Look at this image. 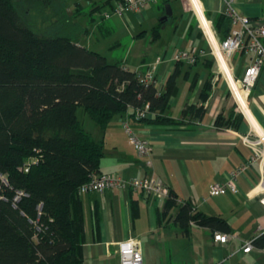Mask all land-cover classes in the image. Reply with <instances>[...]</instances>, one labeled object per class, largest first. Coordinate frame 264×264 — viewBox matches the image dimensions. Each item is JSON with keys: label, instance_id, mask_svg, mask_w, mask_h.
Returning <instances> with one entry per match:
<instances>
[{"label": "crops", "instance_id": "0c3cea01", "mask_svg": "<svg viewBox=\"0 0 264 264\" xmlns=\"http://www.w3.org/2000/svg\"><path fill=\"white\" fill-rule=\"evenodd\" d=\"M101 1L87 0L89 9L85 16L88 21L84 18L82 37H78L79 42L97 52L92 47L93 36L97 38L93 34L104 36L113 32L116 26L111 19L113 15H125L128 19V13L103 17L102 13L110 4L95 10ZM192 1L194 8H185L182 0H167L165 3L170 5L172 13L159 25L158 18L164 13L165 5L162 0H154L140 11L130 12L139 25L151 20V35L145 39L147 29L132 31L124 53L115 60L140 75L154 66L160 91L165 89L168 77L176 70L167 105L160 113L170 121L148 120L153 111L144 120L129 119L133 132L149 141L148 154L138 155L129 143L121 115H114L103 131L95 126L97 137L92 135L103 141L101 172L157 178L175 194L177 204L164 213L167 198L158 199L154 194L131 188L80 193L84 218L82 264H119L118 243L130 237L140 241L143 264H264V246L253 243L249 251L241 249L246 241L264 230V207L258 201L256 187L260 178L258 164H252L237 177L239 192L208 194L210 183L223 181L231 169L243 164L252 154L243 136L251 129L264 131V64L248 98L252 119L241 112L243 118L237 127L215 123L218 113L227 116L234 109L228 79L213 53L222 37L216 31L214 19L224 14L226 2L230 1L235 11L264 21V0ZM79 4L77 11L84 7L81 2ZM170 17L172 32L164 37L162 30ZM198 23L208 26L212 33L213 50ZM176 48L193 52L196 61L191 64L177 61L176 64L170 59ZM247 59L234 53L227 61L234 79L241 76ZM127 112H131V107ZM184 201L207 215L224 218L229 229L212 230L194 222L186 229L181 228L174 215ZM215 232L226 233V240H215Z\"/></svg>", "mask_w": 264, "mask_h": 264}, {"label": "trees", "instance_id": "16d2710c", "mask_svg": "<svg viewBox=\"0 0 264 264\" xmlns=\"http://www.w3.org/2000/svg\"><path fill=\"white\" fill-rule=\"evenodd\" d=\"M57 1L0 0V264H82L78 188L101 172L104 146L83 128L78 107L102 131L114 115L134 119L143 104L154 112L148 120L170 121L160 113L176 70L157 93L137 71L79 42L73 22L70 34H46L30 16L36 8L51 10ZM111 3L103 0L94 9ZM59 13L66 21L74 15L73 10ZM214 26L224 38L230 29L227 15L219 14ZM242 118L231 110L226 117L218 113L215 123L237 127ZM176 204L169 192L163 212ZM174 220L183 229L191 222L229 229L224 218L196 210L188 201L179 205ZM253 243L264 246V232Z\"/></svg>", "mask_w": 264, "mask_h": 264}, {"label": "built area", "instance_id": "2783aa9c", "mask_svg": "<svg viewBox=\"0 0 264 264\" xmlns=\"http://www.w3.org/2000/svg\"><path fill=\"white\" fill-rule=\"evenodd\" d=\"M154 0H113L110 8L102 13L103 17H110L113 14L123 15L129 12H137L142 7ZM185 8H194L192 0H182ZM224 14L227 15L230 22L228 34L218 41L217 47L212 48L214 38L208 26L201 25L206 38H208L216 61L222 74L230 76L227 61L234 53L248 57L244 63L242 74L239 78L233 79L232 82H237L239 95L234 94L237 107L245 113L248 96L254 86L261 67L264 64V21L257 18H250L245 14H241L233 9L230 1L226 2ZM214 43V42H213ZM170 59L174 62L185 61L194 63L196 56L193 52L185 48H176L172 51ZM154 66L151 71L143 75H139L140 80L144 83H152L159 93L160 89L157 85V80L154 77ZM228 75V76H227ZM230 87L233 88L230 84ZM234 91V89H233ZM150 112L148 104H143L134 110V119L144 118ZM246 114V113H245ZM124 132L127 135L129 143L133 146L136 153L140 156L148 154L151 145L146 138L138 137L129 125L127 118L122 121ZM244 142L251 147L252 154L241 165L231 169L223 181H214L209 184L208 194L218 195L227 192L237 193L239 188L236 179L252 164L257 163L260 170V178L257 182L258 201L264 207V131L251 129L250 132L243 136ZM110 188H131L141 190L146 194H154L158 199H165L169 196L167 186L159 179L154 177L128 175L122 176L113 172H97L92 173L89 178L83 182L79 188V193L101 192ZM21 193V192H19ZM18 195H16L17 198ZM194 203V200H191ZM264 230L262 231V233ZM215 240L225 241L226 233L215 232L213 235ZM253 239L248 240L242 246V251H249L253 245ZM119 249V264H143V256L140 241L135 238H126L118 243Z\"/></svg>", "mask_w": 264, "mask_h": 264}, {"label": "rangeland", "instance_id": "374dc122", "mask_svg": "<svg viewBox=\"0 0 264 264\" xmlns=\"http://www.w3.org/2000/svg\"><path fill=\"white\" fill-rule=\"evenodd\" d=\"M55 1L56 0H54V2ZM76 1H79L82 4H84V7L79 8L78 11L76 10L75 5H74ZM97 1H101V0H97ZM88 6L89 4L87 3V0H58L56 4L53 5V8H51V10L49 11L46 10L44 12H41L40 8H36V11L32 13L30 18L32 21L35 22V25L42 28L46 32V34H52V35L53 34H70L68 33L71 30V27L69 25H70V22H73L76 26V29L73 30V32L76 33L77 37H82L81 32H79V29L82 30L83 28L82 23L84 24V18H86L85 13L89 9ZM143 8L144 7H142L141 9ZM105 9H107V6L105 7ZM72 10L74 11V15L68 21H66V19H64L63 16L59 13L60 11H65L67 14L71 15ZM41 17L45 19H42ZM111 19L115 22V25H116L115 30L111 32L110 34L104 35V36H99V34L95 32L93 35H95L97 38L93 36V44H92L94 45L92 47H94L100 53L105 55L109 61H115L119 57L122 56L127 44L129 43L130 34L132 31L137 32L141 29H147L148 33L146 34L145 39H148L151 35L150 26H149L151 24L150 22L151 20H148L142 25H139L136 23V16L130 12L128 13V19L125 18V15L124 17H118V16L113 15ZM86 20L88 21L87 18ZM154 22H157V21L155 20ZM172 25H173V21H172V17H170V19L166 21V23L164 24L165 27L162 30V35L164 37H169L171 35ZM116 41H118V43L116 45H113ZM230 76H228L229 80L227 82V86L229 88L228 89L229 95L231 99L233 100L234 112L240 114L242 111L240 110L239 107H237V104L234 98L235 97L234 94L239 95L238 86H237L238 83L232 82L233 77L231 76L232 78H230ZM230 84L233 88L230 87ZM244 111L246 115L250 117L249 119H252L249 113V109H248V102L246 103V110ZM77 115L81 121L83 128L89 131L90 133H92V135L96 138L97 134H95L94 131H95V126L97 128V125L95 124V122L88 116V114L81 107H78ZM222 116L226 117L223 114Z\"/></svg>", "mask_w": 264, "mask_h": 264}, {"label": "water", "instance_id": "95a60500", "mask_svg": "<svg viewBox=\"0 0 264 264\" xmlns=\"http://www.w3.org/2000/svg\"><path fill=\"white\" fill-rule=\"evenodd\" d=\"M172 10L171 7L168 3H165L164 5V13L161 15V17L159 18L160 21L166 19L169 15H171Z\"/></svg>", "mask_w": 264, "mask_h": 264}]
</instances>
